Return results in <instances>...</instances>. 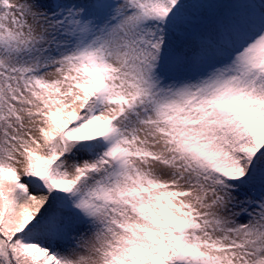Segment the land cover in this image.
Listing matches in <instances>:
<instances>
[{
  "label": "snow or ice",
  "instance_id": "snow-or-ice-1",
  "mask_svg": "<svg viewBox=\"0 0 264 264\" xmlns=\"http://www.w3.org/2000/svg\"><path fill=\"white\" fill-rule=\"evenodd\" d=\"M0 264H264V0H0Z\"/></svg>",
  "mask_w": 264,
  "mask_h": 264
}]
</instances>
